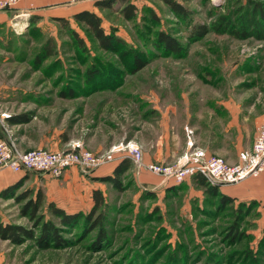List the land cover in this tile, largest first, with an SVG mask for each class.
<instances>
[{
  "label": "rangeland",
  "instance_id": "1",
  "mask_svg": "<svg viewBox=\"0 0 264 264\" xmlns=\"http://www.w3.org/2000/svg\"><path fill=\"white\" fill-rule=\"evenodd\" d=\"M121 1L98 13L107 31L115 28L147 62L137 72L123 47L117 52L101 48L72 17L71 28L86 49L53 18L29 14L1 24L0 138L22 150H62L80 141L95 153L133 141L143 155L147 148L152 156H166L169 147L170 157L155 163L174 164L187 151L190 126L195 146L229 163L240 162L264 121V40L235 38L213 26L223 14L236 19L247 0H179L193 12L189 22L161 0H133L138 14L126 19ZM194 23L208 25L209 31L196 39L190 29ZM160 30L182 43L180 53L158 44ZM50 47L54 54L46 58ZM72 90L74 96L67 95ZM11 116L24 120L12 124ZM149 174L158 181L148 177L147 186L129 170L120 189L104 181L105 238L84 221L62 226L44 205V218L62 227L63 244L42 248L31 238L13 243L0 237L3 263L264 264V194L219 205L193 179L180 186L147 169ZM29 185L22 181L0 198V221L38 235L39 227L22 212L26 199L20 193ZM242 202L253 204L240 211ZM236 225L245 233L241 239L232 237Z\"/></svg>",
  "mask_w": 264,
  "mask_h": 264
},
{
  "label": "trees",
  "instance_id": "2",
  "mask_svg": "<svg viewBox=\"0 0 264 264\" xmlns=\"http://www.w3.org/2000/svg\"><path fill=\"white\" fill-rule=\"evenodd\" d=\"M163 1L172 12L176 15L184 18L186 21L193 20V12L181 3L179 0H161ZM117 0H97L96 6L99 10L105 9H113L114 3ZM123 2L121 10L126 19H133L138 14V5L133 0H122ZM150 13L156 22H158L159 17L157 13L150 8ZM236 13V11H234ZM236 19H232L229 17L230 15L223 14L216 21L213 26V30L219 33H228L235 38L239 39H247V38H255L258 40H264V2L261 0H247L246 3H241L238 7ZM35 15V14H34ZM36 16V15H35ZM53 19L60 22V24L69 29L71 36L75 38L76 42L80 47L86 49V43L83 38L79 37L78 32L71 28L70 19L66 17H52ZM72 18L78 23L83 24L87 27V30L93 34V36L98 40L101 48L105 50H114L118 51L120 47H123L124 53L127 56L133 57V72H137L144 68L147 64L145 60L139 57L138 52L130 46L122 36L118 35L115 28H111L110 31L103 25L102 14L91 11V10H82L80 12L75 13ZM1 26V24H0ZM191 35L196 39L204 36L208 31L209 27L206 24L194 23L191 26ZM158 44L162 45V47L171 52L172 54L180 53L183 49L182 43L172 34L160 30L157 33ZM53 47L48 48L46 50V58L50 57L54 54ZM92 71V70H90ZM98 74L97 71L93 73L92 76ZM93 78V77H92ZM74 96L75 92L69 91L67 95ZM64 96V95H63ZM12 124H16L18 121H23L24 119L9 117L8 119ZM132 165V160L129 157L124 158L115 168L114 174L109 176H104L99 178L102 181H108L112 183L116 188H122V175L124 172L129 170ZM27 175L25 176V178ZM192 179L200 186L204 187L206 191L212 195L213 197L218 198L219 205L225 206H233L236 202L237 198L227 195L221 191L219 185L211 184L207 181V179L203 175H194ZM16 182L9 186L2 193L3 196H7L13 192L18 184L22 182ZM185 181L181 183H176L181 186ZM20 186V185H19ZM22 195V199H26V203L22 205V212L25 216H28L31 220L34 221V226L39 227V234L37 235L35 231L32 229H28L24 226L13 224V223H4L0 221V237L3 239H9L13 243L22 242L24 238L34 239L38 245L42 248L60 245L63 244L64 238L61 237V228L57 226L52 219H45L44 213L41 210L46 206V209L50 212L54 217L59 218L60 224L62 226H77L79 221H84L89 224V226L93 228H98V233L100 237H106L107 232L105 228V224L107 222V210L108 203L106 202L104 193L102 189H94L93 190V206L88 212L78 211V212H67L64 208L59 206L54 201H47L46 194L42 188H39L38 191L32 195V190L27 189L20 193ZM253 204V203H252ZM241 203L240 211L244 210V206H248L247 209L252 205ZM239 212V211H237ZM239 225L234 227L233 238L241 239L242 234L245 235L244 232L239 231ZM237 233V235H236Z\"/></svg>",
  "mask_w": 264,
  "mask_h": 264
},
{
  "label": "built area",
  "instance_id": "3",
  "mask_svg": "<svg viewBox=\"0 0 264 264\" xmlns=\"http://www.w3.org/2000/svg\"><path fill=\"white\" fill-rule=\"evenodd\" d=\"M23 1L32 0H0V9L12 8ZM186 130L190 137L192 130L188 127ZM188 146L189 149L174 164L152 162L144 166L174 183H181L198 174L203 175L209 183L219 186L258 177L264 172V121L258 127L252 149L242 151L238 163H229L221 156L208 154L203 148L195 146L192 139L188 140ZM118 156L120 159L127 156L139 165L143 164L142 150L133 141L115 146L107 152L95 153L80 141L62 150L42 147L22 150L11 139L0 138V170L9 168L15 172L35 171L59 177L70 167L96 169L119 160Z\"/></svg>",
  "mask_w": 264,
  "mask_h": 264
},
{
  "label": "crops",
  "instance_id": "4",
  "mask_svg": "<svg viewBox=\"0 0 264 264\" xmlns=\"http://www.w3.org/2000/svg\"><path fill=\"white\" fill-rule=\"evenodd\" d=\"M97 0H32L23 1L24 4L17 8L0 9V24L10 23L23 16L29 14H38L42 17H66L71 18L75 13L82 10H91L98 12L99 8L96 6ZM190 128V126H189ZM1 137V136H0ZM195 139V132L190 137L186 132V146L189 149L188 140ZM82 141V140H81ZM85 143V142H84ZM102 147L95 151H100ZM52 150H58L53 148ZM169 147L167 148V155H150L147 148L144 149L143 164H132L129 172L133 173V177L137 183H145L147 186V178L158 181L157 176L147 175V168L144 164L155 162L159 159H168L170 156ZM185 153V152H184ZM182 152V155L184 154ZM181 156V155H180ZM179 157V156H178ZM123 159L115 160L104 164L96 169L84 170L73 166L64 171L59 177H54L51 174L37 173L35 171H21L15 172L12 169L4 168L0 170V198L5 193L6 189L12 184L23 180V183H30L29 189L35 188L36 193L39 188H42L48 197V201H54L59 206L64 208L67 212H78L90 210L93 206V190H104V181L99 178L114 174L116 166ZM27 177L25 178V176ZM192 180V177L186 181ZM170 181V180H169ZM37 183V184H35ZM171 184H176L170 181ZM35 185V186H34ZM42 185V186H40ZM221 191L227 195L236 197L237 199H262L264 194V173L258 177H249L243 181L234 184L220 185ZM4 223H7L4 221ZM4 255L0 253V264H4Z\"/></svg>",
  "mask_w": 264,
  "mask_h": 264
}]
</instances>
